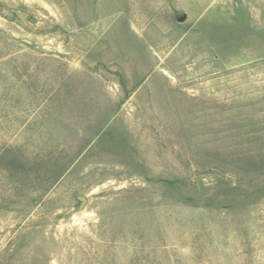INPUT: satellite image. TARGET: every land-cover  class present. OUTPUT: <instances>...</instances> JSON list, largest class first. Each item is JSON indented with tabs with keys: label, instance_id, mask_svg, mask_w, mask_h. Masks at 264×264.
I'll return each instance as SVG.
<instances>
[{
	"label": "rangeland",
	"instance_id": "rangeland-1",
	"mask_svg": "<svg viewBox=\"0 0 264 264\" xmlns=\"http://www.w3.org/2000/svg\"><path fill=\"white\" fill-rule=\"evenodd\" d=\"M0 264H264V0H0Z\"/></svg>",
	"mask_w": 264,
	"mask_h": 264
},
{
	"label": "water",
	"instance_id": "water-1",
	"mask_svg": "<svg viewBox=\"0 0 264 264\" xmlns=\"http://www.w3.org/2000/svg\"><path fill=\"white\" fill-rule=\"evenodd\" d=\"M182 20H184V19H182Z\"/></svg>",
	"mask_w": 264,
	"mask_h": 264
}]
</instances>
